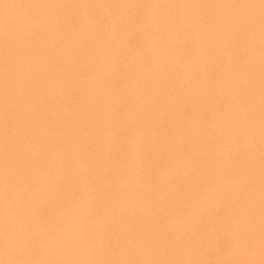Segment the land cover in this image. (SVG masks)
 <instances>
[{
    "label": "snow or ice",
    "instance_id": "6c2138e0",
    "mask_svg": "<svg viewBox=\"0 0 264 264\" xmlns=\"http://www.w3.org/2000/svg\"><path fill=\"white\" fill-rule=\"evenodd\" d=\"M0 264H264V0H0Z\"/></svg>",
    "mask_w": 264,
    "mask_h": 264
}]
</instances>
